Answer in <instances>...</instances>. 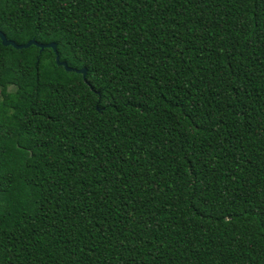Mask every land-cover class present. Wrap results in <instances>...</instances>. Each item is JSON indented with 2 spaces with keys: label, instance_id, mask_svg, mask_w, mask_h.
<instances>
[{
  "label": "trees",
  "instance_id": "1",
  "mask_svg": "<svg viewBox=\"0 0 264 264\" xmlns=\"http://www.w3.org/2000/svg\"><path fill=\"white\" fill-rule=\"evenodd\" d=\"M0 264H264V0H0Z\"/></svg>",
  "mask_w": 264,
  "mask_h": 264
},
{
  "label": "water",
  "instance_id": "2",
  "mask_svg": "<svg viewBox=\"0 0 264 264\" xmlns=\"http://www.w3.org/2000/svg\"><path fill=\"white\" fill-rule=\"evenodd\" d=\"M0 40L4 46L11 45V46L18 48V49L27 48L31 45L38 46L40 48V50H42L45 47L52 48L55 52V60H56L57 64L62 65L68 71L73 70V71H76L78 73H82L83 78H85V76H86V68L85 67L81 68V69H75V68L69 67L65 61H61L59 59V54H58L57 49H56V43H54V42L39 43L34 38H32V39L28 40L26 43L19 44V43L15 42L14 40L8 39L6 37V35L1 30H0Z\"/></svg>",
  "mask_w": 264,
  "mask_h": 264
}]
</instances>
